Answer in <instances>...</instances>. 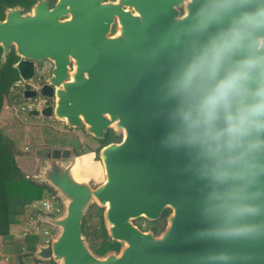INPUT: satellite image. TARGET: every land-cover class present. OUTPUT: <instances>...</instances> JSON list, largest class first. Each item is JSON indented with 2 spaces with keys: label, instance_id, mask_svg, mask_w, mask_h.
<instances>
[{
  "label": "water",
  "instance_id": "1",
  "mask_svg": "<svg viewBox=\"0 0 264 264\" xmlns=\"http://www.w3.org/2000/svg\"><path fill=\"white\" fill-rule=\"evenodd\" d=\"M126 1L132 14L99 0H59L50 9L37 0L26 13L5 8L0 20V64L13 49L18 83L34 74V60L53 64L38 94L54 104L45 101L39 115L83 128L96 140L108 129L121 137L98 150L99 184L75 174L79 155L71 147L46 149L31 178L55 193L62 212L39 214L54 234L36 243L32 257L54 264H264V175L247 201L258 213L228 218L210 207L209 182L186 150L163 143L173 106L165 82L196 39L185 27L203 0L185 2L183 15L181 0ZM65 14L69 18L60 20ZM113 14L120 28L109 34ZM92 204L102 208L107 236L120 243L117 251L97 255L90 247L82 219ZM165 208L170 212L157 234L133 223L155 220ZM244 225L253 230L224 234Z\"/></svg>",
  "mask_w": 264,
  "mask_h": 264
},
{
  "label": "clouds",
  "instance_id": "2",
  "mask_svg": "<svg viewBox=\"0 0 264 264\" xmlns=\"http://www.w3.org/2000/svg\"><path fill=\"white\" fill-rule=\"evenodd\" d=\"M185 32L196 39L165 82L173 106L163 143L186 150L212 210L257 214L247 201L264 175V0H203Z\"/></svg>",
  "mask_w": 264,
  "mask_h": 264
},
{
  "label": "trees",
  "instance_id": "3",
  "mask_svg": "<svg viewBox=\"0 0 264 264\" xmlns=\"http://www.w3.org/2000/svg\"><path fill=\"white\" fill-rule=\"evenodd\" d=\"M34 0H0V17L6 7L16 5H30ZM1 55V48H0ZM17 56L10 51L3 64H0V112L5 102L11 105L22 102V94L18 89L16 69L12 66ZM111 129L105 132L104 138L98 140L99 147L96 152L105 144L119 141ZM78 155L79 153L76 152ZM15 143L0 130V237L4 242H12L13 236L10 232V225L16 221L26 205L40 199L51 191L44 184L35 182L30 176L25 175L16 159ZM38 216V212H34ZM96 217V225L91 226L88 221ZM82 231L87 236L90 247L97 255H103L109 250L117 251L120 243L107 236L102 216V208L92 205L82 219ZM27 244L25 254L32 259L36 243L40 242V236L36 233H28L23 237ZM37 261V260H35ZM48 264H54L50 262Z\"/></svg>",
  "mask_w": 264,
  "mask_h": 264
},
{
  "label": "rangeland",
  "instance_id": "4",
  "mask_svg": "<svg viewBox=\"0 0 264 264\" xmlns=\"http://www.w3.org/2000/svg\"><path fill=\"white\" fill-rule=\"evenodd\" d=\"M18 87L20 90V86ZM27 104L28 100H23L16 105L5 102L0 112V130L6 137L14 141L17 163L22 172L30 177L36 173L41 159H43L40 150H46L53 146H68L79 153V165L75 174L93 180L97 184L101 183L104 174L98 151L96 152L99 142L91 135L86 134L83 128H68L64 122L56 121L53 118H41L29 114ZM92 205L97 206L96 204ZM36 219L39 222L40 218ZM88 223L95 226L96 217L93 222L88 221ZM37 264L43 263L38 261Z\"/></svg>",
  "mask_w": 264,
  "mask_h": 264
},
{
  "label": "flooded vegetation",
  "instance_id": "5",
  "mask_svg": "<svg viewBox=\"0 0 264 264\" xmlns=\"http://www.w3.org/2000/svg\"><path fill=\"white\" fill-rule=\"evenodd\" d=\"M36 1L37 0H34L30 5H16V6H19L22 8V11H21L22 13H26V12H29L31 10L32 5L34 3H36ZM46 1H47V6L50 9L59 0H46ZM99 1H100V3H114L115 6L119 7V9L121 11L129 12L132 14V5L129 4L126 0H99ZM185 2H186V0H181V3L178 6L179 15H183L185 13V7H184ZM3 18H4V11H3L2 16L0 17V20H2ZM67 18H69V14L61 15L59 17L60 20H64ZM119 21L120 20L118 18V15L113 14V20L110 23L109 34H114L119 30V28H120ZM11 51H13V49H11ZM17 60H18V57H17L16 61ZM38 63H39V66H38ZM67 65H68V72H70L72 70V67H73V60L71 58H69V62ZM52 67H53V64L50 60H47V59L42 60V61L34 60V74L31 76V78L25 82H20V83L17 82L18 86H20V91L22 94L21 100L22 101L28 100L27 112L29 114H33L37 117L44 118L43 116L39 115V111L41 108L44 107L45 101H48L49 105L54 104L53 98H48V97H44V96L40 97L38 94V90H39L40 86L42 84H44L46 79L51 75ZM19 78L20 77L18 75V78L16 81H18ZM31 90H35V91H37V93H34L33 95L29 94L27 97L23 96L24 91H31ZM39 152H40V155L42 157H44L46 150H40ZM169 212H170V209L165 208L161 212L160 217L155 219V220H148V219H145L143 217H139V218L134 219L133 223L136 224L142 230L150 229L153 231L154 234H157L164 228V226L166 224V216Z\"/></svg>",
  "mask_w": 264,
  "mask_h": 264
},
{
  "label": "built area",
  "instance_id": "6",
  "mask_svg": "<svg viewBox=\"0 0 264 264\" xmlns=\"http://www.w3.org/2000/svg\"><path fill=\"white\" fill-rule=\"evenodd\" d=\"M25 209H27L26 227L22 231V236H25L28 233H36L44 237L45 241H48L54 232L50 226L45 224L44 227L39 228L43 222L40 220L39 222L37 221L36 216H34V212H38L37 218H39L40 213H47L53 216L61 214L62 204L58 197L54 192L48 191L44 197L29 202ZM4 259L7 261L8 257H4Z\"/></svg>",
  "mask_w": 264,
  "mask_h": 264
},
{
  "label": "crops",
  "instance_id": "7",
  "mask_svg": "<svg viewBox=\"0 0 264 264\" xmlns=\"http://www.w3.org/2000/svg\"><path fill=\"white\" fill-rule=\"evenodd\" d=\"M26 216L27 209H24V211L16 217V221L10 225V232L13 236L12 242H4L0 237V264H26L27 262H29L30 264L38 263V261H35L33 257L31 259L28 255L25 254V251L27 250V244L23 240L24 236H22V231L26 227ZM44 224L45 223H43L39 228L47 225ZM52 230L54 232V229ZM39 236L41 239L40 242H44V237H42L41 235ZM4 257H8V260L5 261Z\"/></svg>",
  "mask_w": 264,
  "mask_h": 264
},
{
  "label": "bare ground",
  "instance_id": "8",
  "mask_svg": "<svg viewBox=\"0 0 264 264\" xmlns=\"http://www.w3.org/2000/svg\"><path fill=\"white\" fill-rule=\"evenodd\" d=\"M79 163V162H78Z\"/></svg>",
  "mask_w": 264,
  "mask_h": 264
}]
</instances>
